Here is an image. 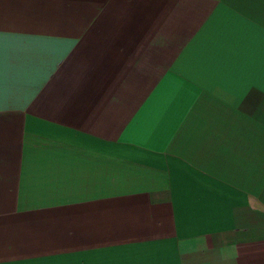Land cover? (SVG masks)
Here are the masks:
<instances>
[{
	"label": "crops",
	"instance_id": "1",
	"mask_svg": "<svg viewBox=\"0 0 264 264\" xmlns=\"http://www.w3.org/2000/svg\"><path fill=\"white\" fill-rule=\"evenodd\" d=\"M0 264H264V0H0Z\"/></svg>",
	"mask_w": 264,
	"mask_h": 264
}]
</instances>
